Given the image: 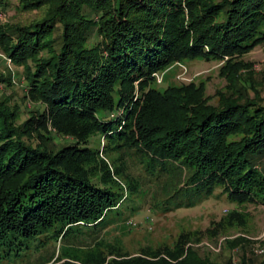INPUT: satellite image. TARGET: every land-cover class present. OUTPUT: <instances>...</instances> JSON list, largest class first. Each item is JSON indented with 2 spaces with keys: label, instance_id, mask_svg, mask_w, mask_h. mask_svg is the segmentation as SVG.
Masks as SVG:
<instances>
[{
  "label": "trees",
  "instance_id": "trees-1",
  "mask_svg": "<svg viewBox=\"0 0 264 264\" xmlns=\"http://www.w3.org/2000/svg\"><path fill=\"white\" fill-rule=\"evenodd\" d=\"M19 2L42 16L0 25V51L22 66L41 111L22 120L0 101V264L55 253L52 264H217L190 233L130 253L106 228L130 227L127 202L147 194L152 210L194 207L216 187L264 204V97L243 59L264 42V0ZM194 59L218 61L223 87L153 86L154 73ZM49 121L75 140L54 142ZM96 135L109 162L89 146ZM241 219L231 210L227 224ZM210 226L212 238L224 233L222 222ZM224 242L241 247V264H264V254L248 256L251 239Z\"/></svg>",
  "mask_w": 264,
  "mask_h": 264
},
{
  "label": "rangeland",
  "instance_id": "rangeland-1",
  "mask_svg": "<svg viewBox=\"0 0 264 264\" xmlns=\"http://www.w3.org/2000/svg\"><path fill=\"white\" fill-rule=\"evenodd\" d=\"M5 5L0 6V25L28 24L42 16V9H23L19 0H4ZM243 59L251 64L253 71V81L257 90L264 97V42L257 45ZM220 63L215 60L194 59L191 61H176L172 66H168L161 72H156L163 76L161 83L155 82L153 86L162 88L166 83L170 85H179L183 82L204 81L206 84V93L214 94L216 89L223 87L225 81L218 76V67ZM184 67L187 72L184 73ZM184 79V80H183ZM156 81V78H155ZM244 86L248 88V93L253 96L247 80H241ZM158 84V85H156ZM134 93L138 94L135 89ZM0 101L5 102L10 108L19 111L21 119H27L30 115L41 111L40 103L32 101L27 96V86L24 79L21 65L13 64L10 59L0 51ZM40 113V112H39ZM48 129L49 134L54 142L62 144L73 142L75 138L68 135H62L55 132L50 121ZM104 138L101 135L91 137L89 146L92 149H99V156L109 162V156L102 153ZM111 169V168H110ZM137 167L128 163L126 171L132 175L137 172ZM118 182L121 179L116 178ZM143 201L135 199L128 201V208L124 210L123 216L132 221L130 227H119L118 223L113 222L106 229L110 235L120 237L123 241L124 248L134 253L140 248L156 247L163 244L171 245L181 233H190L198 237L191 245L197 247L201 255L208 257L217 264H241L242 249L239 245L233 246L224 242L225 238H233L242 235L252 240L249 246L248 256L252 257L255 262L263 257L264 252L257 253V248H264V204L260 203H237L229 201L227 195L221 187H216L210 196L200 204L190 208H177L170 210L156 209L150 207V196H144ZM134 206L138 211L131 210ZM231 210L240 216L241 224L234 220L232 226L227 224ZM223 223L224 233L212 238L205 229L213 227L218 222ZM226 226H229L226 228ZM228 235V236H226ZM86 244L90 243L87 239ZM92 247V244L84 248ZM49 246V251L51 250ZM56 250V249H55ZM46 252L45 250L43 251ZM260 252V251H259ZM52 257L49 262L54 263ZM34 261V259H33ZM35 262V261H34ZM1 264H6L2 262ZM18 264V263H16ZM27 264V263H25Z\"/></svg>",
  "mask_w": 264,
  "mask_h": 264
},
{
  "label": "built area",
  "instance_id": "built-area-1",
  "mask_svg": "<svg viewBox=\"0 0 264 264\" xmlns=\"http://www.w3.org/2000/svg\"><path fill=\"white\" fill-rule=\"evenodd\" d=\"M184 69H185V70H184V73H183L182 75H184V74L187 72L186 67H184ZM153 75H154V77L156 78V82H157V83H161V82L163 81V80H162V79H163V76H162V75H159V74H157V73H154ZM183 80H184V79H183ZM259 251H260V252H259ZM256 252H257V253H262V252H264V248H260V249L257 248V249H256Z\"/></svg>",
  "mask_w": 264,
  "mask_h": 264
}]
</instances>
